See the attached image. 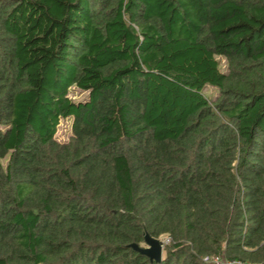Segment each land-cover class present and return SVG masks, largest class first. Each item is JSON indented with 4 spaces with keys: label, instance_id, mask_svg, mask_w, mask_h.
I'll return each instance as SVG.
<instances>
[{
    "label": "trees",
    "instance_id": "16d2710c",
    "mask_svg": "<svg viewBox=\"0 0 264 264\" xmlns=\"http://www.w3.org/2000/svg\"><path fill=\"white\" fill-rule=\"evenodd\" d=\"M4 157L0 264H264V0H0Z\"/></svg>",
    "mask_w": 264,
    "mask_h": 264
},
{
    "label": "rangeland",
    "instance_id": "374dc122",
    "mask_svg": "<svg viewBox=\"0 0 264 264\" xmlns=\"http://www.w3.org/2000/svg\"><path fill=\"white\" fill-rule=\"evenodd\" d=\"M218 62H219V69L222 72H226L227 70V65H226V59L222 56H216ZM203 93L205 96H207L210 99H215V97L218 94V90L211 86V85H206L203 88ZM68 97L74 101V102H83L88 98V91H83L79 89L77 86H71L68 89ZM71 124H72V118L71 117H66V118H60L59 123L56 128V132L54 135V138L60 142L64 143L67 142L72 135L71 131ZM6 157L2 158L0 160L1 165L4 167L6 163ZM160 240L164 241L165 235H162V237L159 238ZM141 246H146L145 243L140 244ZM165 255V249H163V255Z\"/></svg>",
    "mask_w": 264,
    "mask_h": 264
},
{
    "label": "water",
    "instance_id": "95a60500",
    "mask_svg": "<svg viewBox=\"0 0 264 264\" xmlns=\"http://www.w3.org/2000/svg\"><path fill=\"white\" fill-rule=\"evenodd\" d=\"M144 243L146 246H141L135 243L130 244V246L135 251L147 256L150 261L160 262L163 259V241L144 233Z\"/></svg>",
    "mask_w": 264,
    "mask_h": 264
},
{
    "label": "built area",
    "instance_id": "2783aa9c",
    "mask_svg": "<svg viewBox=\"0 0 264 264\" xmlns=\"http://www.w3.org/2000/svg\"><path fill=\"white\" fill-rule=\"evenodd\" d=\"M166 238V237H165ZM169 242V239L168 238H166V239H164V241H163V243H164V245L166 244V243H168ZM204 260L205 261H208V262H213V263H217V264H228V263H230L231 261H225V260H222V259H220L219 257H204Z\"/></svg>",
    "mask_w": 264,
    "mask_h": 264
}]
</instances>
